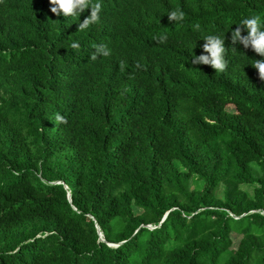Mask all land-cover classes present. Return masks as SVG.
<instances>
[{
	"label": "trees",
	"instance_id": "16d2710c",
	"mask_svg": "<svg viewBox=\"0 0 264 264\" xmlns=\"http://www.w3.org/2000/svg\"><path fill=\"white\" fill-rule=\"evenodd\" d=\"M102 3L81 31L0 0V264H264V80L228 39L264 0ZM222 32L225 69L191 64Z\"/></svg>",
	"mask_w": 264,
	"mask_h": 264
},
{
	"label": "clouds",
	"instance_id": "9594fccd",
	"mask_svg": "<svg viewBox=\"0 0 264 264\" xmlns=\"http://www.w3.org/2000/svg\"><path fill=\"white\" fill-rule=\"evenodd\" d=\"M50 11L62 16L67 20L65 26L73 21L79 20L81 13L84 10H89L82 21L78 23V29L83 31L88 29L90 25L100 21L103 10L102 0H49ZM185 17L183 10L175 9L167 12L168 21L173 23H182ZM237 26L231 30L230 46L234 52L236 48L234 45H242L243 48H251L254 53L259 55V59H251L253 68L256 69L258 76L264 80V19L259 15H249L242 17L237 23ZM232 25V24H231ZM192 29L196 32L200 31L199 23L193 24ZM242 31L244 34L242 35ZM154 40L164 42L167 40V34L161 33L153 37ZM204 43L202 44L203 51L196 55L192 49L195 46L194 42L191 47V64H206L215 69V72H222L228 61L226 59V51L229 48L225 47V32L215 34H204L201 36ZM72 48H79L80 45L73 41ZM111 55V49L105 44H97L89 53V58L95 60L100 57H108ZM54 121L61 124L67 122V118L57 112L54 116Z\"/></svg>",
	"mask_w": 264,
	"mask_h": 264
},
{
	"label": "water",
	"instance_id": "95a60500",
	"mask_svg": "<svg viewBox=\"0 0 264 264\" xmlns=\"http://www.w3.org/2000/svg\"><path fill=\"white\" fill-rule=\"evenodd\" d=\"M67 197H68V200L71 201L69 192L67 193ZM96 229L98 231L99 239H101L102 241H104V238L102 237L103 236L102 235V232L100 231V228H99L98 224H96ZM120 243H110V242H107V244L110 245V246H118Z\"/></svg>",
	"mask_w": 264,
	"mask_h": 264
},
{
	"label": "rangeland",
	"instance_id": "374dc122",
	"mask_svg": "<svg viewBox=\"0 0 264 264\" xmlns=\"http://www.w3.org/2000/svg\"><path fill=\"white\" fill-rule=\"evenodd\" d=\"M227 109L228 110H233V106L232 105H228ZM232 238H233V247H235L237 245V243H238L240 235L232 233Z\"/></svg>",
	"mask_w": 264,
	"mask_h": 264
}]
</instances>
